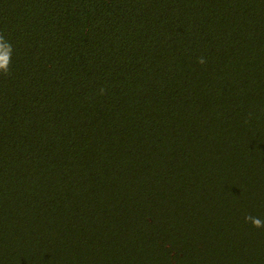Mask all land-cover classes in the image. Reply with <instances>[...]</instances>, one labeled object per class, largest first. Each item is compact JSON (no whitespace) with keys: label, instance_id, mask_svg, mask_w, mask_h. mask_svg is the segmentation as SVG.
<instances>
[{"label":"trees","instance_id":"16d2710c","mask_svg":"<svg viewBox=\"0 0 264 264\" xmlns=\"http://www.w3.org/2000/svg\"><path fill=\"white\" fill-rule=\"evenodd\" d=\"M0 37V264H264V0H0Z\"/></svg>","mask_w":264,"mask_h":264},{"label":"clouds","instance_id":"9594fccd","mask_svg":"<svg viewBox=\"0 0 264 264\" xmlns=\"http://www.w3.org/2000/svg\"><path fill=\"white\" fill-rule=\"evenodd\" d=\"M3 40V37H0V41ZM2 46V45H0ZM10 56H11V46L7 45L6 47V52L4 55H0V69L3 70L5 76H7L9 74V68L8 65L10 63ZM198 62L199 63H204V59L203 58H198ZM103 91V90H101ZM253 226L254 227H261V222L259 219H255L253 221Z\"/></svg>","mask_w":264,"mask_h":264}]
</instances>
